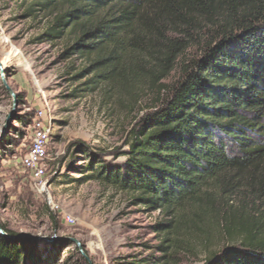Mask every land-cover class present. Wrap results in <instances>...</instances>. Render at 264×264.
Wrapping results in <instances>:
<instances>
[{
    "label": "trees",
    "instance_id": "trees-1",
    "mask_svg": "<svg viewBox=\"0 0 264 264\" xmlns=\"http://www.w3.org/2000/svg\"><path fill=\"white\" fill-rule=\"evenodd\" d=\"M19 2L48 19L41 41L67 36L62 55L86 63L85 91L132 81L158 89L156 108L115 156L125 160L109 163L75 142L86 164L72 171L85 176L70 182L94 180L159 212L154 264H178L194 243L203 264H264V0ZM6 229L0 224V264L87 263L76 248L64 261L60 247L39 250Z\"/></svg>",
    "mask_w": 264,
    "mask_h": 264
},
{
    "label": "rangeland",
    "instance_id": "rangeland-1",
    "mask_svg": "<svg viewBox=\"0 0 264 264\" xmlns=\"http://www.w3.org/2000/svg\"><path fill=\"white\" fill-rule=\"evenodd\" d=\"M19 0H0V224L16 234L46 237L39 250L60 247V259L77 249L89 264H154L161 260L156 247L162 237L154 226L162 220L133 194L102 186L94 180L70 182L80 175L73 168L85 161L70 146L81 142L104 153L109 163H122L128 131L146 112L156 108L158 89L137 82L126 90L87 92L90 76L81 75L86 63L62 55L67 36L43 42L40 34L48 19ZM190 50L188 56H192ZM178 72L160 84H171ZM8 87L13 97L5 90ZM44 110L52 127L48 153V189L60 213L35 194L20 158L31 144V121ZM27 117L30 124L15 120ZM17 135V133H19ZM12 133V134H11ZM62 214L75 219L66 224ZM76 241L78 246L72 242ZM216 246L211 247L216 250ZM56 254V253H52ZM205 252L194 243L178 264H203ZM88 262L86 264H88Z\"/></svg>",
    "mask_w": 264,
    "mask_h": 264
},
{
    "label": "built area",
    "instance_id": "built-area-1",
    "mask_svg": "<svg viewBox=\"0 0 264 264\" xmlns=\"http://www.w3.org/2000/svg\"><path fill=\"white\" fill-rule=\"evenodd\" d=\"M51 131L52 127L47 121L46 113L44 110H37L31 121V144L26 154L20 158L19 164L29 174L35 194L45 197L47 205L60 213L61 210L50 198L48 189L47 146L51 139ZM62 219L66 224H75V219L67 214H62Z\"/></svg>",
    "mask_w": 264,
    "mask_h": 264
},
{
    "label": "water",
    "instance_id": "water-1",
    "mask_svg": "<svg viewBox=\"0 0 264 264\" xmlns=\"http://www.w3.org/2000/svg\"><path fill=\"white\" fill-rule=\"evenodd\" d=\"M3 72H4V66L2 65V63L0 62V79H2V75H3ZM5 90L6 92L9 94V96L13 97V94L11 92V90L5 86ZM13 240H16V241H23L25 243H35L37 244L38 242H45L47 241V238L46 237H34V236H31L29 234H24V233H18V234H15L11 237ZM72 242L74 243V245L78 246V243L76 241H73ZM83 258H85V256L83 255ZM86 259V258H85ZM88 262V261H87ZM89 264V262H88Z\"/></svg>",
    "mask_w": 264,
    "mask_h": 264
}]
</instances>
